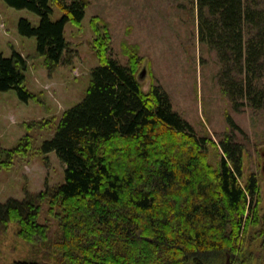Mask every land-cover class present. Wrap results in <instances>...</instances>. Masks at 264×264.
<instances>
[{
  "label": "trees",
  "instance_id": "trees-1",
  "mask_svg": "<svg viewBox=\"0 0 264 264\" xmlns=\"http://www.w3.org/2000/svg\"><path fill=\"white\" fill-rule=\"evenodd\" d=\"M3 1L39 17L36 26L19 18L17 31L35 38L47 70L71 62L64 26L81 23L86 0ZM196 2L201 38L221 62L222 91L237 110L263 107L264 10L244 0ZM52 5L62 12L55 21ZM92 29L99 64L90 72L86 94L63 111L41 146L43 154L54 151L65 164L64 181L0 202V229L16 224L17 236L34 250L45 249L54 264L249 263L245 239L258 228L253 235L263 244L264 213L257 177L240 180L242 145L226 135L217 143L219 161L212 164L207 149L215 141L195 134L160 85L142 89L137 50L125 48L128 63L121 64L110 53L106 25L102 32L94 21ZM27 68L20 52L0 53V92L14 90L21 101L36 100L23 86ZM32 126L25 123L28 133L0 151V168L30 153ZM43 203L57 223L54 239L49 224L39 220Z\"/></svg>",
  "mask_w": 264,
  "mask_h": 264
},
{
  "label": "rangeland",
  "instance_id": "rangeland-1",
  "mask_svg": "<svg viewBox=\"0 0 264 264\" xmlns=\"http://www.w3.org/2000/svg\"><path fill=\"white\" fill-rule=\"evenodd\" d=\"M88 6L79 25L68 22L64 36L71 58L49 71L43 57L36 53L34 37L22 36L17 22L23 17L36 26L39 17L28 9H16L0 0V53L8 57L12 50L27 61L23 86L36 100L21 101L14 90L0 92V151L15 147L32 128L33 147L26 157H14L10 168H0V202L22 200L25 192L37 193L64 181L65 164L54 151L41 152L44 140L51 138L63 111L80 102L87 91L91 70L99 64L95 55L92 22L103 32L106 25L111 36L110 53L121 64L128 63L125 48L134 47L140 57L137 77L144 91L160 85L169 95L173 108L192 126L197 136L211 138L208 145L212 164L219 161L217 143L232 135L242 145L241 182L250 174L257 177L260 188V213H264V106L248 105L239 110L222 91L219 80L221 62L217 51L200 35V17L196 0H86ZM264 10V0H244ZM51 20L62 12L52 5ZM142 69L144 74L140 75ZM47 122V125L44 124ZM51 121V122H50ZM236 125V128L232 126ZM46 125V126H45ZM42 204L39 220L50 226L49 236L56 237L57 223ZM245 239L244 252L252 259L247 264H262L264 242L253 233ZM16 224L0 229V264H17L23 259L49 260L45 249H33L17 236ZM249 236V238H248ZM209 264H225L214 261Z\"/></svg>",
  "mask_w": 264,
  "mask_h": 264
},
{
  "label": "water",
  "instance_id": "water-1",
  "mask_svg": "<svg viewBox=\"0 0 264 264\" xmlns=\"http://www.w3.org/2000/svg\"><path fill=\"white\" fill-rule=\"evenodd\" d=\"M144 72H145V71H144V69H142V71H141L140 75L144 74Z\"/></svg>",
  "mask_w": 264,
  "mask_h": 264
},
{
  "label": "crops",
  "instance_id": "crops-1",
  "mask_svg": "<svg viewBox=\"0 0 264 264\" xmlns=\"http://www.w3.org/2000/svg\"><path fill=\"white\" fill-rule=\"evenodd\" d=\"M22 55V54H21Z\"/></svg>",
  "mask_w": 264,
  "mask_h": 264
}]
</instances>
